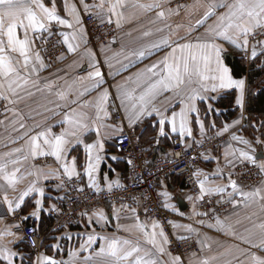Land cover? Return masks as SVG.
<instances>
[{
    "label": "crops",
    "instance_id": "0c3cea01",
    "mask_svg": "<svg viewBox=\"0 0 264 264\" xmlns=\"http://www.w3.org/2000/svg\"><path fill=\"white\" fill-rule=\"evenodd\" d=\"M41 2L49 8L53 4V0H41ZM65 2L66 0H55L56 12L61 19L69 21L71 27L52 22L48 25L47 31L29 32L32 62L28 72L23 70V62L18 54L8 53L14 63L20 60L18 67L21 69V76L28 82L24 84L21 81L20 87L14 84L15 94H13L7 91L8 83L0 78V83L4 85L0 92H3L6 97L0 98V102L5 104V109L0 116V164H6L9 173L18 169L16 171L17 182L14 186L9 187L5 181L0 180V233H4L0 238V245L17 253L15 264H39L44 256L51 257L62 264H114L113 258L106 254H99L101 246L107 248V243L111 240L121 242L128 240L138 245L141 249L138 255L144 256L147 252L149 256L146 258L156 260L157 264H172L175 257L180 258L179 264H201L203 260H208L209 264H249L248 253L264 256V252L251 247L249 243H244L242 240L243 237H249L252 243H259V229L256 226L264 223V200L256 197L245 201L235 193L229 196L232 192L231 187H228L230 180L235 181L243 192H254L260 189L264 194V172H261L260 181L252 186L241 182L237 174V167L249 162L240 157L241 151H247L256 157L258 151L261 150L263 156L256 158L257 165L264 162V143H257V139L252 141L251 137L241 130L247 115L245 106L241 109L235 102L238 107L236 115L229 120L220 118V112L225 110L217 108L215 102L221 93L228 90L204 91L201 86L202 82L194 76L192 84L180 95H177L175 90L162 91L153 101L151 107L158 109L166 119L165 134L160 135V115L153 112L152 115H145L139 121L130 124L127 118L128 112L125 107L121 106L118 98L121 93L119 86L124 85L128 89L135 88L134 81L137 74L153 64H159L177 44L215 42L225 50L223 60L232 75L225 55L231 53L239 56L242 50L222 39L213 41L207 32L209 25H213L217 16L226 9H217L216 15L207 20L203 26L197 27L195 22L202 15L204 8L188 7L193 5L195 0H124V6L116 9L117 12L123 14V18L109 11V5L115 3L116 0H84L83 3L81 0H67L69 6L75 5V14L70 10H65ZM201 2L203 3L204 0ZM224 2L233 3L234 0H224ZM141 3H159L160 7L146 11L137 7ZM84 4L89 5L87 11H85ZM35 11L40 14L38 8ZM84 11L93 13L102 22H111L117 26V33L108 45L100 46L98 49L88 45L81 16ZM160 11L165 14L162 18L157 16V12ZM77 15L79 23L76 22ZM160 29L163 31H158ZM50 32L58 33L63 42L67 34L70 42L76 46L75 51L69 52L64 43L67 50L66 55L62 63L52 69L46 66L37 46V40ZM144 32H149L151 35L145 37ZM73 33L77 35L76 40H71ZM169 35L172 38L169 47L154 49L143 59L132 55L133 52L158 41L162 36ZM18 36L20 39L24 38L22 29L18 30ZM261 44L263 45V42ZM260 45H255L257 55L264 48ZM247 49H249L251 59L253 46L248 43ZM37 54L40 57L39 62L35 59ZM180 54L178 50L176 55ZM125 65L128 67L125 68ZM214 66L213 62L210 67ZM33 67L37 71L31 72ZM96 68H99L102 74V85L81 96L80 93L85 88L92 86L94 81L88 80L87 77ZM162 68L163 65L159 64L157 71H162ZM207 74L211 75V72ZM233 78L245 81L246 104L247 77L235 78L233 76ZM203 83L210 89L213 81L208 80ZM104 89L108 90L109 97L105 105L107 116L101 113V119L96 120V109L93 105ZM193 90L205 99H197L194 102L196 111L188 114L187 127L191 129V135L185 132L181 136L179 117L177 116L175 133L172 132L171 125L167 121L172 118L174 112L179 113L184 104L192 103L188 100V94ZM112 100L117 102L123 117L122 121L114 120V112L111 109ZM85 114L88 117L85 122L89 124L86 131L77 129L73 123L65 122L66 117L75 121ZM21 123L24 125L23 128L20 127ZM97 128H99V135H97ZM225 128H227L226 131ZM49 129L53 136L66 134L65 138L69 141L66 145V154L59 162L51 155L37 154L33 157L31 154V136ZM126 129L133 130L138 138L140 136L145 139L146 137L152 138L154 144L152 149L156 154L152 156V159L155 156L157 158L169 157L171 135L181 136L186 147L196 146L203 139L216 134L224 135L225 139L219 146L210 149L202 156L196 174L199 188L200 182L204 181L205 188L225 187L224 193L206 192L202 195L200 191V194L196 196L184 187L179 176L173 174L158 182L164 204L174 215L176 236L194 239L198 245V252L187 254L184 257L171 253L168 243H164L163 238L158 235L161 232L159 226L155 229L152 227L154 223H157L144 218L141 202L138 199L125 205L98 206L80 215L75 223L63 227H53L52 221L47 225L48 220H51L50 211L58 208L59 202L65 196L61 181L62 177H68L64 173L65 162L69 167H72L73 162L75 163L72 177L78 178L82 186H91L100 190L109 189V185L112 188L126 183L128 162L115 153L113 148L114 137ZM73 132H76L75 136L72 135ZM97 140L103 145L102 149L96 143ZM242 141L249 143L246 145ZM261 141L264 142V140ZM40 143L43 144V141ZM89 144L96 145L92 150L93 159L97 155L102 157L98 169L92 174V179L86 174L88 153L85 145ZM17 149L20 151H16ZM252 149L255 151L252 152ZM12 161H18V163H12ZM32 186L42 188L43 196L32 192L24 198L19 208L9 212L4 197L7 196L9 201H18L19 197ZM204 195H216L221 200H227L229 206L221 215L209 218L199 210L197 204V200ZM177 198H181L184 202L183 209H180ZM36 199L42 200L43 208L38 218L32 215L36 208ZM16 212L21 214L23 223L29 220L35 225L41 241L47 238L44 247L41 244L40 251L34 253L31 260L26 255L20 237L14 232L16 222L12 218L3 217L4 213L12 215ZM101 213L104 219L100 218ZM217 218L230 224L232 231L226 234L218 230L215 223ZM138 224L142 225L143 229L138 227ZM9 231L14 235H7ZM145 231L157 233V242L164 248L163 253L146 242ZM250 233L251 236H249ZM90 235L95 236L96 240L89 246L87 240ZM82 245L86 250L81 248ZM123 264H128V262L125 261Z\"/></svg>",
    "mask_w": 264,
    "mask_h": 264
},
{
    "label": "snow or ice",
    "instance_id": "6c2138e0",
    "mask_svg": "<svg viewBox=\"0 0 264 264\" xmlns=\"http://www.w3.org/2000/svg\"><path fill=\"white\" fill-rule=\"evenodd\" d=\"M84 0H81L83 3ZM102 6V5H100ZM124 6V0H116L115 3L109 5V11L123 18V14L116 11L117 8ZM137 7L144 10H152L153 8L160 7L159 3L151 4H138ZM188 7H203L204 11L199 19L196 20L195 24L197 27L203 26L207 20L212 16L216 15L217 9H226L225 12L217 16V19L213 25H209L207 32L212 37V40L222 39L232 46L240 50H246L248 47V37L254 34L256 29H264V0H234L233 3H225L224 0H195L193 5ZM38 8L40 14H38L35 9ZM85 11L88 10L89 5L84 4ZM65 10L71 11L75 14V5L69 6L67 0L65 2ZM164 12H157L158 17H164ZM52 22H56L60 25L66 27H71V23L67 20L61 19V17L56 12L55 0H53L52 7H46L41 0H0V78L8 83L7 91L15 94L16 87L21 86V81L26 84L28 81L21 76V69L18 67L20 60L15 63L8 53H16L19 58L22 59V66L25 72L29 71V65L32 62L30 51H31V41L29 39V32L36 33L41 31H47L48 25ZM76 22L79 23V17L76 16ZM119 26V20H118ZM22 29L24 32V38L20 39L18 36V30ZM158 31H163L160 29ZM145 37L151 35L149 32H144ZM6 38V39H5ZM77 35L73 33L71 40H76ZM171 36H162L158 41L151 43L145 48L133 52L132 55L138 59H143L146 55L151 54L154 49H160L163 47H169ZM64 43L68 47V51H75V45L70 42L69 36L65 34ZM181 53L179 56L176 55L177 51ZM224 49L216 44L215 42L206 43H186L177 44L172 52L164 57L159 64L163 65L162 71H157L159 64H153L151 67L146 68L142 73L137 74V78L134 81L136 84L135 88L128 89L126 86H119L121 89L120 96L118 97L121 101V106L125 107L128 112V119L130 124L139 121L145 115H152L156 112L160 115L159 128L160 135L165 134L166 119L160 114L159 110L155 107H151L153 101L162 91H176L177 95L184 92L193 82V77H197L202 83L201 86L204 91H218V90H229L236 89V105L241 109L245 106V81L243 79H234L230 74V69L225 65L223 60ZM264 52V48H262ZM252 58H256L257 52L256 47L253 45ZM36 61H40L39 54L35 57ZM214 62V67L210 65ZM125 68L128 65L124 66ZM37 69L35 67L31 68V72H35ZM211 72V75L207 73ZM156 78V79H153ZM88 80L94 81L90 88H85L84 91L80 93L83 96L87 92H91L93 89L100 88L103 83L102 74L99 68H96L94 72H90L87 77ZM131 79V78H129ZM211 80L213 83L211 87L204 84L203 82ZM4 85L0 83V89H3ZM63 96V94H61ZM0 98L4 97V93L0 92ZM108 90L104 89L97 97L94 107L96 109L95 119H101V113L107 116V111L105 105L108 101ZM197 99H205L203 96H199L196 91H191L188 94V100L191 104H184L179 113H173L172 118L167 121L171 125V130L173 133L177 131V116L179 117V132L183 136L185 132L191 135V129L187 127L188 124V114L189 112L196 111L195 101ZM11 103V101H9ZM183 104V100L181 101ZM88 119L87 115H83L80 119L75 121L70 120L68 117L65 118V122L75 124L77 129L87 130L89 124L85 121ZM21 128L24 125L21 123ZM227 128H225V131ZM73 136L76 132L72 133ZM97 135H99V128H97ZM66 134L55 135L51 133V130H46L38 133L37 135L31 136L30 138V150L33 157L37 154L41 156H54L59 162L61 157L66 154V145L69 141L65 138ZM51 137V138H50ZM43 141V144L40 143ZM99 144L100 149L103 145L100 141L96 142ZM244 144H248V141H242ZM257 143H264L257 139ZM96 145H85V150L88 153V164L86 168V174L92 179V174L95 172L99 163L102 159L99 155L93 159L92 150ZM16 151H20L17 149ZM255 149H252L254 152ZM240 157L244 160L249 161L251 164L256 165L261 172H264V162L257 165V160L255 155L250 154L247 151H241ZM115 159V158H113ZM12 163H18V161H12ZM64 173L71 179L75 171V163L73 162L72 167H69L67 162L63 165ZM16 171L9 173L7 171L6 164H0V180L6 182L9 187H12L17 182ZM228 187H231L232 192L229 193L231 196L233 193L239 195L243 200L247 201L250 198L258 197L260 200H264V194L261 193L260 189L254 192H243L241 191L236 182L230 180ZM111 188V185H109ZM225 187L205 188V182H200V191L203 195L204 193H224ZM32 192H36L39 196H43V189L37 188L35 186L30 187L25 191L18 201H9L7 196L4 197V202L8 206L9 212H13L16 208H19L24 201V198L29 196ZM166 195V194H165ZM35 211L32 215L39 217L42 208V200L36 199L35 201ZM235 206V205H234ZM167 207V205H166ZM100 218L104 219L103 214H100ZM216 226L218 230L224 231L226 234L232 231V226L221 221L219 218L216 219ZM210 227L212 225H209ZM138 227L143 229L142 225L138 224ZM153 229L158 227L157 224H153ZM259 229L260 241L259 243H252L249 237H243L244 243H249L251 247L258 248L260 251L264 252V223L256 226ZM189 230H191L189 228ZM146 242L151 244L153 247H157L158 251L164 252V248L158 245L157 233L153 231L148 233L145 231ZM4 233H0V238H2ZM7 235H14L12 232H7ZM163 238V242L167 243V238L163 231L158 234ZM251 236V233L249 234ZM96 240L95 236L90 235L87 240V244L90 246ZM126 246V247H125ZM81 248L86 250L85 246L82 245ZM141 249L138 245L132 244L128 240L117 241L111 240L107 243V248L101 246L99 254H106L107 256L113 258L114 264H123L127 261L128 264H157L156 260L148 259L149 253L145 252L144 256L138 255ZM17 253L9 249L4 245H0V264H15V258ZM249 264H264V256L257 255L256 253H248ZM23 260V257H21ZM179 257L173 259L172 264H179ZM39 264H62L51 257L44 256L40 260ZM201 264H209L208 260H203Z\"/></svg>",
    "mask_w": 264,
    "mask_h": 264
},
{
    "label": "built area",
    "instance_id": "2783aa9c",
    "mask_svg": "<svg viewBox=\"0 0 264 264\" xmlns=\"http://www.w3.org/2000/svg\"><path fill=\"white\" fill-rule=\"evenodd\" d=\"M87 34L88 45L94 49L106 46L117 33V26L111 22H102L91 12L81 14ZM249 45H260L264 41V29L255 30L248 37ZM37 46L48 68L59 66L66 55V46L58 33L50 32L37 40ZM244 56L249 58V49L244 50ZM5 104L0 102V116ZM114 120L122 121L123 117L117 102L111 101ZM225 139L224 135H213L203 139L193 147H186L181 136L171 137L169 157L155 158L150 162L146 149L139 143L133 130L126 129L116 135L113 141L115 153L127 162L128 179L125 184L109 189H94L82 186L76 177H62L65 196L61 206L51 212L53 227H63L75 223L79 216L101 205H125L138 199L141 202L143 216L155 221L167 238L171 253L184 257L198 252L197 242L192 238H180L175 234L174 215L166 208L158 182L173 174L182 179L184 187L194 195L200 194L197 179V168L202 156L210 149L217 147ZM239 180L249 186L257 184L262 176L260 169L245 162L237 167ZM199 210L209 218H215L226 211L229 204L216 195H204L197 200ZM4 218H12L16 222L14 232L24 237L34 253L40 251L41 239L35 226L24 224L21 214L4 213Z\"/></svg>",
    "mask_w": 264,
    "mask_h": 264
},
{
    "label": "trees",
    "instance_id": "16d2710c",
    "mask_svg": "<svg viewBox=\"0 0 264 264\" xmlns=\"http://www.w3.org/2000/svg\"><path fill=\"white\" fill-rule=\"evenodd\" d=\"M260 46H264V41L263 45L261 44ZM226 63L230 66L231 73L235 78L247 77L245 104L247 115L241 130L248 134L252 141L256 139L264 140V52L259 53L256 58H249L248 60L244 56V51L242 50L241 55L235 56L232 61L226 59ZM235 97V89L225 91L218 96L215 106L219 109L222 108L225 110L220 112V118L223 117L224 120H229L233 115H236L238 107L235 105ZM172 136L173 135H171V137ZM138 141L146 149V152L150 157V162H152V156L155 154L152 149L154 145L152 143V138L146 137L145 139L143 136H140ZM155 158L157 157L155 156ZM61 203L62 201L59 202L58 207L61 206ZM51 212L52 211L49 213V218H51V220H48L47 225L50 224L51 221L53 222ZM24 224L35 226L29 222V220H26V223ZM18 236L23 243L27 257L31 260L34 257V252L31 250L24 237L19 234ZM46 239L41 241L43 247Z\"/></svg>",
    "mask_w": 264,
    "mask_h": 264
},
{
    "label": "water",
    "instance_id": "95a60500",
    "mask_svg": "<svg viewBox=\"0 0 264 264\" xmlns=\"http://www.w3.org/2000/svg\"><path fill=\"white\" fill-rule=\"evenodd\" d=\"M234 57H235V56H234L233 54H231V53H228V54L225 55V58H226V59H229V60H231V61L234 59ZM262 156H263L262 151L259 150L258 153H257V155H256V158L259 159V158H261ZM153 159H154V158H153ZM176 201H177V203H178L180 209H183V208H184V206H183V205H184V202H182V199H181V198H177ZM182 207H183V208H182Z\"/></svg>",
    "mask_w": 264,
    "mask_h": 264
}]
</instances>
